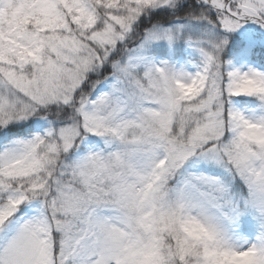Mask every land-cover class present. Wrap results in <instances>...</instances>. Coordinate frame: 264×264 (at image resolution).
I'll return each mask as SVG.
<instances>
[{"label": "snow or ice", "instance_id": "snow-or-ice-1", "mask_svg": "<svg viewBox=\"0 0 264 264\" xmlns=\"http://www.w3.org/2000/svg\"><path fill=\"white\" fill-rule=\"evenodd\" d=\"M0 264H264V0H0Z\"/></svg>", "mask_w": 264, "mask_h": 264}]
</instances>
